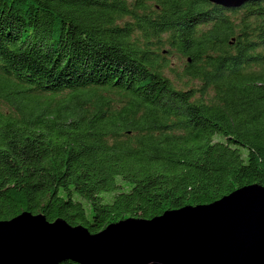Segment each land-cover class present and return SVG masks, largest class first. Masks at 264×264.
Listing matches in <instances>:
<instances>
[{
    "label": "trees",
    "instance_id": "1",
    "mask_svg": "<svg viewBox=\"0 0 264 264\" xmlns=\"http://www.w3.org/2000/svg\"><path fill=\"white\" fill-rule=\"evenodd\" d=\"M252 185L264 1L0 0V222L27 212L98 234Z\"/></svg>",
    "mask_w": 264,
    "mask_h": 264
},
{
    "label": "water",
    "instance_id": "2",
    "mask_svg": "<svg viewBox=\"0 0 264 264\" xmlns=\"http://www.w3.org/2000/svg\"><path fill=\"white\" fill-rule=\"evenodd\" d=\"M264 0H209L240 9ZM264 264V187L91 234L27 212L0 222V264Z\"/></svg>",
    "mask_w": 264,
    "mask_h": 264
},
{
    "label": "rangeland",
    "instance_id": "3",
    "mask_svg": "<svg viewBox=\"0 0 264 264\" xmlns=\"http://www.w3.org/2000/svg\"><path fill=\"white\" fill-rule=\"evenodd\" d=\"M171 67L173 72L167 71L166 75L176 84L179 88H184V83H182V78L180 76L183 73L185 62L178 56H172L170 58ZM188 80H184L183 82L189 83L190 86L193 84L191 82H187ZM189 87V86H188Z\"/></svg>",
    "mask_w": 264,
    "mask_h": 264
}]
</instances>
